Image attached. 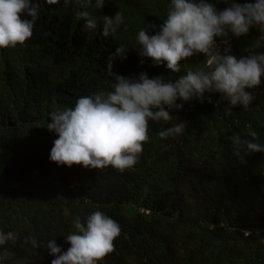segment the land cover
<instances>
[{
  "label": "trees",
  "instance_id": "obj_1",
  "mask_svg": "<svg viewBox=\"0 0 264 264\" xmlns=\"http://www.w3.org/2000/svg\"><path fill=\"white\" fill-rule=\"evenodd\" d=\"M209 2L217 10L230 6ZM168 3L105 0L101 9H87L98 19L89 32L75 17L76 0L69 6L41 0L33 36L0 49V230L19 236L0 248L5 264H51L55 257L25 244L24 237L55 239L66 251L74 219L84 222L94 211L120 226L113 251L98 264H264V153L241 162L229 140L234 133L251 139V130L264 143V77L246 89L256 97L247 110L230 108L220 93H205L203 102L193 99L173 110L176 122L186 124L183 135L162 140L158 133L171 122L150 121L149 139L132 168L57 166L49 160L58 138L46 127L49 113L110 90L107 62L120 44L127 58L116 59L112 72L125 77L146 72L174 81L187 70L207 69L204 54L180 61V73L139 54L136 33L147 25L148 34H156ZM119 11L124 23L103 37L101 17ZM261 35L256 27L241 37L229 34L230 54L264 52V41L253 48ZM223 40L217 38L222 53Z\"/></svg>",
  "mask_w": 264,
  "mask_h": 264
},
{
  "label": "clouds",
  "instance_id": "obj_2",
  "mask_svg": "<svg viewBox=\"0 0 264 264\" xmlns=\"http://www.w3.org/2000/svg\"><path fill=\"white\" fill-rule=\"evenodd\" d=\"M44 2L55 4L59 0ZM76 2L79 8L75 17L84 21L83 30H96L98 19L87 9H101L105 0ZM63 3L69 6L73 0H63ZM224 3L230 6L217 10L209 0H169L166 18L156 34L149 35L147 25L136 33L139 54L152 58L154 65H164L173 73L181 72L180 61L204 54L207 69L187 70L174 81H165L160 76L149 78L146 72L125 77L112 72L116 59L127 58L126 45L120 44L107 62V75L112 78L110 90L81 96L74 107L49 113L51 122L46 127L58 135L49 160L57 166L76 164L93 169L111 166L123 171L136 164L143 142L149 139L150 121L171 122V126L159 131L162 140L183 135L185 122L177 123V118L170 113L182 109L185 102L193 99L203 102L205 93H220L230 108L242 106L247 110L256 97L246 89L259 86L264 77V52L232 55L227 37L247 35L256 27L262 35L253 48L261 47L264 0L242 3L224 0ZM40 13L41 0H0V49L15 48L29 40ZM101 19V34L105 38L124 23L120 11ZM221 37L225 45L223 53L217 44V38ZM246 132L251 139H242L239 133L229 137L233 156L241 162L251 153H264V143L258 142L259 134ZM73 227L75 231L65 237V242L70 244L66 251L55 239L38 242L34 236H26L24 243L48 250L55 257L51 264H98L113 251V241L120 234L119 224L101 211L92 212L84 222L77 216ZM18 239L17 233L0 230V248ZM0 264H5L4 256H0Z\"/></svg>",
  "mask_w": 264,
  "mask_h": 264
}]
</instances>
